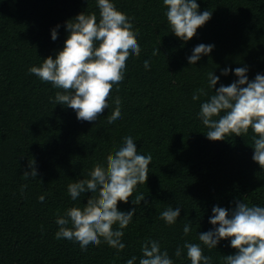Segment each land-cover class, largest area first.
Returning a JSON list of instances; mask_svg holds the SVG:
<instances>
[{
  "label": "trees",
  "instance_id": "16d2710c",
  "mask_svg": "<svg viewBox=\"0 0 264 264\" xmlns=\"http://www.w3.org/2000/svg\"><path fill=\"white\" fill-rule=\"evenodd\" d=\"M110 2L129 17L141 52L129 56L108 109L90 123L54 103L61 90L30 74L29 68L48 56L55 58L63 48L66 21L82 12L99 19L96 0H0V264H126L133 256L139 264L146 240L158 241L173 264H191L186 242L200 244L211 264H223V256L236 252L230 238L209 249L198 235L218 227L209 223L214 206L229 213L237 202L264 207V168L252 159L251 129L211 141L198 113L221 84L238 79L235 68L246 67L249 81L264 75V0H197L199 11L209 10L212 16L188 41L171 32L163 0ZM57 25L53 41L51 30ZM201 43L214 48L189 64L188 57ZM155 49L160 53L153 55ZM225 68L230 71L222 75ZM210 72L220 77L213 89ZM200 88L207 95L193 100ZM116 97L121 119L109 124ZM126 136L133 138L138 154H151L152 160L147 182L137 185L128 203L118 202L120 211L136 208L123 229L125 248L118 251L101 238L98 246L82 251L76 242L56 239L57 213L82 208L91 196L82 193L73 201L68 184L88 178L95 164L106 165L107 155L123 146ZM33 161L37 177L24 179ZM140 193L147 205L132 203ZM168 207L181 209L172 225L160 219ZM188 223L191 230L185 235Z\"/></svg>",
  "mask_w": 264,
  "mask_h": 264
},
{
  "label": "clouds",
  "instance_id": "9594fccd",
  "mask_svg": "<svg viewBox=\"0 0 264 264\" xmlns=\"http://www.w3.org/2000/svg\"><path fill=\"white\" fill-rule=\"evenodd\" d=\"M99 19L95 13L78 14L66 21L68 33L64 46L53 58L43 59L40 66L29 68V73L41 81L50 83L59 89L54 103L66 105L73 109L80 121L95 122L105 109L114 85L124 80L126 62L130 55L139 56L140 45L136 39L137 32L129 17L119 11L110 0H96ZM166 7L165 16L171 32L183 41L191 40L197 29L211 19L212 12L199 11L197 0H163ZM51 30L53 41L57 39V30ZM212 44H199L188 57L189 64H195L202 55L213 50ZM159 49L153 55L159 54ZM146 70L150 62L144 61ZM230 69L225 68L222 75ZM246 67H237L234 74L238 79L230 85L221 84L207 101L200 106L198 113L208 131L206 137L211 141L224 140L225 135L254 133V154L252 159L264 168V75L257 74L249 81ZM220 77L210 72L209 87L214 88ZM119 89L117 88V91ZM200 95H207L203 88L197 90L193 100ZM115 108L107 122L112 124L121 119V100L115 98ZM223 113V115H221ZM152 156L138 154L136 144L131 136L124 137L123 146L106 157L105 164H95L88 173V178L69 183L68 194L73 201L82 193H91L84 206L68 208L63 215L57 213L56 224L59 226L56 239H66L79 244L82 251L87 247L99 245L101 238L110 247L122 251L125 229L132 221L136 208L124 212L118 210V202L128 203L138 184L147 182ZM29 163L31 171H25L23 178H36L37 171ZM27 185L21 186V192ZM39 200L43 202L44 196ZM145 196L140 193L132 199L134 205H140ZM180 207H168L160 213V219L172 225L180 216ZM209 223L214 230L200 233L199 240L209 249L216 248L221 239H229L231 247L236 249L234 255L223 256V264H264V207L249 206L237 202L231 213L225 208L214 206ZM114 225L118 228L114 229ZM191 224H185L183 232L187 235ZM187 258L191 264H211V257L203 254L200 244L185 243ZM142 257L139 264H173L168 252L161 251L158 241L146 240L141 247ZM182 250L178 247L175 256L180 257ZM133 256L126 264H134Z\"/></svg>",
  "mask_w": 264,
  "mask_h": 264
}]
</instances>
